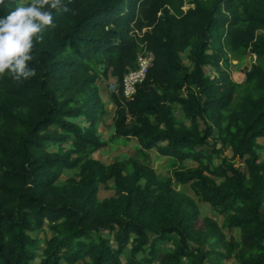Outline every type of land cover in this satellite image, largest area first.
Here are the masks:
<instances>
[{
	"label": "trees",
	"instance_id": "16d2710c",
	"mask_svg": "<svg viewBox=\"0 0 264 264\" xmlns=\"http://www.w3.org/2000/svg\"><path fill=\"white\" fill-rule=\"evenodd\" d=\"M17 1L4 0L0 17L30 3ZM62 2L68 10H51L55 27L34 44L29 67L36 75L0 76V264H221L227 256L264 264V159L257 151L264 140V0H190L186 9L184 0ZM143 45L151 64L126 97L122 77ZM247 49L255 61L235 81L227 51ZM185 50L191 67L182 62ZM101 64L118 82L113 134L169 156L171 174L128 152L110 162L91 155L106 144L95 126ZM66 140L68 147L47 148ZM187 158L196 163L186 165ZM73 167L77 174L60 181L62 169ZM173 180L189 183L241 239L226 238L209 216L194 228L197 202ZM100 185L113 193L99 198ZM43 227L53 234L39 251L30 232Z\"/></svg>",
	"mask_w": 264,
	"mask_h": 264
},
{
	"label": "rangeland",
	"instance_id": "374dc122",
	"mask_svg": "<svg viewBox=\"0 0 264 264\" xmlns=\"http://www.w3.org/2000/svg\"><path fill=\"white\" fill-rule=\"evenodd\" d=\"M27 0H18V4H24ZM30 1V0H29ZM185 7L190 4V0H185V3L183 4ZM208 51H211V48L208 49ZM188 51L185 50L183 52H180V56L182 59V62L185 65H188L191 67L192 63L187 58ZM227 57H228V65H227V71L229 72L230 77L235 81H242L244 79V72L245 69L249 68L252 63L255 61V54H252L248 51V49L244 52H237L233 50L227 51ZM206 71L207 73L212 76L215 73V68L211 65H206ZM99 73L96 77V86H97V92L100 98L101 102V109L102 112L100 116L98 117V120L95 124L96 126V132L100 136L101 139L106 141V144L94 150L91 155L102 162H110L114 159L120 158L121 156H124V154H128L140 162L150 164L154 170L162 175H169L171 174L172 167L170 165L171 158L169 156H164L159 154L155 148H150L146 150H142L139 147V143L135 138H125L121 136H116L113 134V125H112V118L115 113L116 104L114 101V88L116 89L118 86L117 78L115 75L111 73V68H106L105 64L98 65L97 67ZM117 92V89L115 90ZM173 111L176 115V117L184 122H188V119L183 115V113L180 110V105L178 103H173ZM72 119L78 121L81 125H86L88 123L87 119L84 116H77L73 117ZM209 146L206 147V149H211V145L213 142V138H208ZM71 141H61V143L57 142H49L47 143V148L52 150L58 148L60 145L64 147L70 146ZM259 146H257V151L259 153V157L264 159V140L260 139ZM219 144H216V146ZM214 161L217 162L218 158L217 156H214ZM184 163L186 165H193L196 162L191 159L187 158L184 160ZM241 168L245 169L244 166ZM78 171V167L73 168H64L61 171V174L59 176V180L63 181L68 176L76 175ZM216 180H219L220 177H216ZM143 180H141L142 182ZM111 182H109L110 184ZM172 186L175 189L182 190L186 192L187 194L191 195L195 201L197 202L199 214L197 219L193 222V226L196 229H202L204 227V217L209 216L213 219H215L218 223V225L221 227V230L223 231L226 238H229L230 236L235 237L237 240L241 239L240 237V231L237 227H226L222 225L223 222V216L219 214L217 211L213 209V207L199 199L194 192L192 191L191 187L189 186V183H181L179 181L173 180ZM113 193L112 188L110 187H103L102 185L99 186L98 189V197H104L106 195H110ZM264 206V205H263ZM103 235L108 236L110 238L109 243L112 245H115L113 242V239L111 237L112 233L109 230H102L101 231ZM34 237H36L38 241V247L39 251L41 246L44 244V241L46 237L53 234V232L48 227L39 228L36 230H33L30 232ZM170 242H167L169 244ZM205 248L207 247V244L203 245ZM129 252V245H127L123 249V254L126 255ZM221 264H239L237 261H235L232 257H225L220 260ZM64 264H81V261L78 260L75 263H64ZM152 264H160L157 261H153ZM206 264H211L209 260H206Z\"/></svg>",
	"mask_w": 264,
	"mask_h": 264
},
{
	"label": "clouds",
	"instance_id": "9594fccd",
	"mask_svg": "<svg viewBox=\"0 0 264 264\" xmlns=\"http://www.w3.org/2000/svg\"><path fill=\"white\" fill-rule=\"evenodd\" d=\"M51 10L68 9L62 0H30L27 6H18L0 17V76L8 73L12 79L22 81L36 75L29 62L42 32L49 26L55 27Z\"/></svg>",
	"mask_w": 264,
	"mask_h": 264
},
{
	"label": "built area",
	"instance_id": "2783aa9c",
	"mask_svg": "<svg viewBox=\"0 0 264 264\" xmlns=\"http://www.w3.org/2000/svg\"><path fill=\"white\" fill-rule=\"evenodd\" d=\"M186 7L184 5L182 6L183 9ZM152 57V52L143 45L137 53L136 66L129 67L124 72L122 89L126 97H130L134 93L136 83L144 78L147 68L151 64Z\"/></svg>",
	"mask_w": 264,
	"mask_h": 264
},
{
	"label": "crops",
	"instance_id": "0c3cea01",
	"mask_svg": "<svg viewBox=\"0 0 264 264\" xmlns=\"http://www.w3.org/2000/svg\"><path fill=\"white\" fill-rule=\"evenodd\" d=\"M131 138H134V137H131ZM131 138H130V139H131ZM135 139H136V138H135Z\"/></svg>",
	"mask_w": 264,
	"mask_h": 264
}]
</instances>
